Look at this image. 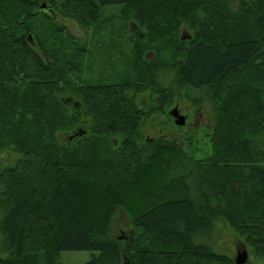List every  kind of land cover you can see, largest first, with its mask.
Instances as JSON below:
<instances>
[{
    "label": "trees",
    "instance_id": "trees-1",
    "mask_svg": "<svg viewBox=\"0 0 264 264\" xmlns=\"http://www.w3.org/2000/svg\"><path fill=\"white\" fill-rule=\"evenodd\" d=\"M231 1L65 0L47 10L42 0H0V154L20 155L0 167L1 242L13 256L0 264H61L65 251L95 252L85 264H233L204 243L223 239L219 218L264 264V0H237L233 11ZM110 7L124 27L144 29L130 41L152 39L168 9L167 33L179 22L195 29L188 46L175 39L168 49L179 99L212 100L202 158L167 138L138 146L146 118L173 100L150 60L137 84L67 80L86 52L53 17L87 30ZM67 43L68 53L54 50ZM147 90L158 96L149 108L134 100ZM65 93L79 106L63 104ZM87 120L88 134L67 142L87 133ZM119 210L130 218L124 240L110 235Z\"/></svg>",
    "mask_w": 264,
    "mask_h": 264
},
{
    "label": "rangeland",
    "instance_id": "rangeland-1",
    "mask_svg": "<svg viewBox=\"0 0 264 264\" xmlns=\"http://www.w3.org/2000/svg\"><path fill=\"white\" fill-rule=\"evenodd\" d=\"M51 1L52 3L59 5L65 0H42L46 9H49ZM231 2V10L238 9L237 0H232ZM112 9V7L107 9L102 15L103 17H100L99 20L87 30L79 28L74 23L65 20L60 15H55L53 17L59 25L66 28L68 36L77 40L86 52L84 58L79 63L77 75L75 77H70L67 74V80L74 82L73 85L75 86H81L84 84L113 85L125 82L137 84V82L145 79V74H143V72L148 68L145 60H150L153 65L150 68H152V72H154L152 80L161 90L164 88L171 91L173 93V100L164 113H152L146 118L144 124L139 129L141 139L137 142L138 146H143L146 141L167 138L168 140H172L181 145L184 151L196 152V150H198L199 153H196L195 157L198 159L202 158L203 156L201 154L208 150L205 135L210 132L214 123V115L211 108L212 100L210 98H205L200 104H193L188 101V99H179L176 89L175 69L171 64L172 61L176 60V57H171L170 50L168 49L169 44L175 39H180L186 46H188L187 42L192 38L195 29L192 30L187 27L184 22H179L178 28L175 32L167 33L165 28L174 25L176 22V15L168 9L166 11V16H158L156 19V27L154 31L155 36H151L154 41H150L152 39L145 40L144 38L138 43L133 40H135L136 37L142 38V30L144 29L142 28L138 31L136 26L131 28V23L127 27H124L121 19L114 18V15H117L118 10L112 11ZM169 14L170 16H168ZM201 20L202 18L198 21ZM130 38L133 40L130 41ZM50 42L57 43L52 37ZM68 47L69 44L67 43L59 49L54 48V50L61 54H66L65 52L68 50ZM149 48L151 50H149ZM58 58L59 60L64 59L62 57ZM231 74L235 78L238 75H235L234 73ZM224 83H227V78H224V80L216 86L217 89ZM128 92L130 91H127V93ZM55 93L57 92L53 93L54 96ZM56 95L59 96V98L63 96L70 97L67 93ZM157 97V93L152 90H147L135 93L134 100L137 105L140 104L145 108H149L154 104L155 100L158 101ZM174 107H177L180 114L186 118L183 127L176 126L173 118L169 115V112ZM68 110L71 114L72 110L70 107ZM87 122L88 124L85 125L87 133L85 134H88L90 125L89 120H87ZM112 138L116 139L115 146H118L121 140L118 137ZM187 138L191 139L193 146L190 147L186 145L188 141ZM63 146L65 145L63 144ZM19 158V154L12 151H5V153L0 154V167L11 165ZM185 165L187 166V164ZM175 174L180 176L182 173L179 170L176 171ZM4 215V210L0 208V221ZM218 227L221 230L219 233L221 234V238L223 236V239L219 238L218 240H211L210 237H206L204 238L205 244L213 245V248L217 252V248H221L219 252H223V254L232 259L233 264L237 252H241L243 249L248 253L249 263L261 264V261L255 257L250 248L243 244L242 239L235 235L224 219L219 218ZM130 231L131 224L129 216L125 211L119 210L114 216L111 224V237L124 240L127 238ZM134 233L137 234L139 232L135 230ZM1 239L0 233V260L11 259L13 257L12 254L4 250ZM121 243L123 245V242ZM92 254H95V252L65 251L60 253L59 261L61 264H85ZM125 262L130 264L129 261L125 259L122 260L121 264H125Z\"/></svg>",
    "mask_w": 264,
    "mask_h": 264
},
{
    "label": "water",
    "instance_id": "water-1",
    "mask_svg": "<svg viewBox=\"0 0 264 264\" xmlns=\"http://www.w3.org/2000/svg\"><path fill=\"white\" fill-rule=\"evenodd\" d=\"M41 8H45V4L41 6ZM62 103L71 106L72 108L78 107V103L75 102L72 98L66 97L62 99ZM169 115L173 118L174 124L178 127H183L186 122L185 116L181 115L178 108L174 107ZM85 134L84 130H77L75 133L65 136L67 142H70L75 137H80ZM248 262V253L245 249H243L240 253H237L236 258L234 260V264H246ZM127 264V262H125Z\"/></svg>",
    "mask_w": 264,
    "mask_h": 264
},
{
    "label": "flooded vegetation",
    "instance_id": "flooded-vegetation-1",
    "mask_svg": "<svg viewBox=\"0 0 264 264\" xmlns=\"http://www.w3.org/2000/svg\"><path fill=\"white\" fill-rule=\"evenodd\" d=\"M48 10V9H47ZM237 253H240V251H238Z\"/></svg>",
    "mask_w": 264,
    "mask_h": 264
}]
</instances>
